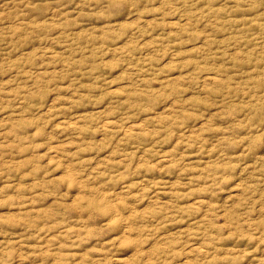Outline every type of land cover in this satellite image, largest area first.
<instances>
[{"label": "rangeland", "instance_id": "obj_1", "mask_svg": "<svg viewBox=\"0 0 264 264\" xmlns=\"http://www.w3.org/2000/svg\"><path fill=\"white\" fill-rule=\"evenodd\" d=\"M0 264H264V0H0Z\"/></svg>", "mask_w": 264, "mask_h": 264}]
</instances>
